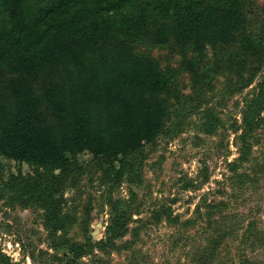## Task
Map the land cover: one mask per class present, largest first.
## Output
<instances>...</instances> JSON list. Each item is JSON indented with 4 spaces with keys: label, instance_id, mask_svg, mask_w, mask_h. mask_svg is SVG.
Here are the masks:
<instances>
[{
    "label": "trees",
    "instance_id": "1",
    "mask_svg": "<svg viewBox=\"0 0 264 264\" xmlns=\"http://www.w3.org/2000/svg\"><path fill=\"white\" fill-rule=\"evenodd\" d=\"M251 1L4 0L0 156L36 169L33 175H12L7 187L21 195L31 193L32 203L46 214L50 234L68 248L73 264L97 247L109 252L107 243L116 246L130 229L125 212L110 201L106 239L62 241L73 223L64 211L63 191L76 184L81 158L89 154L92 161L103 163L102 179L111 195L132 169L130 157L154 142L169 119L166 94L180 71L164 69L157 57L138 53L130 42L148 39L184 56L196 53L199 59L211 48L216 69L229 70L246 88L264 70V28L249 32L246 8ZM184 64L197 72L194 59ZM256 90L234 129L239 156L228 163L241 193L264 170L254 155L257 132L264 126V81ZM246 165L250 167L241 171ZM209 180L205 169L202 181L187 187L200 189ZM205 205L208 222L203 229L209 233L195 248L193 264H214L227 241L240 234L264 245L263 231L254 220L236 225L224 211L227 203ZM193 223L189 219L182 225ZM29 254L36 260L33 250ZM0 264L22 263L0 250ZM239 264L262 262L244 257Z\"/></svg>",
    "mask_w": 264,
    "mask_h": 264
},
{
    "label": "rangeland",
    "instance_id": "2",
    "mask_svg": "<svg viewBox=\"0 0 264 264\" xmlns=\"http://www.w3.org/2000/svg\"><path fill=\"white\" fill-rule=\"evenodd\" d=\"M3 2L0 0V25L5 19ZM250 3L246 8L249 32L257 34L264 28V0ZM130 43L138 53L157 57L164 69L180 71L166 94L169 119L154 142L130 157L132 169L111 195L103 182L106 178L102 179L103 163L92 161L89 154L81 158L82 172L77 174L76 184L63 191L64 211L73 216V223L62 241L68 237L80 243L106 239L113 209L110 201L125 212L129 232L116 240V246L107 243L109 252L97 247L78 260L80 264H193L195 248L206 242L209 233L203 229L208 222L206 203H227L224 211L232 214L236 225L254 220L264 236V170L241 193L228 169V163L239 156L234 129L242 123L247 99L264 81V70L242 89L238 76L216 69L211 48L199 59L196 53L184 56L174 47L148 39ZM190 59L195 60L196 73L184 64ZM257 137L254 155L264 164V126ZM205 169L210 180L200 189L188 188V183L202 181ZM35 170L0 156V250L22 264H73L68 248L50 234L46 214L32 203L31 193L21 195L7 187L12 175H33ZM189 219L194 223L183 226ZM253 242L254 238L243 234L230 238L214 264H239L244 257L264 264V245ZM32 250L37 255L34 261L29 254Z\"/></svg>",
    "mask_w": 264,
    "mask_h": 264
}]
</instances>
